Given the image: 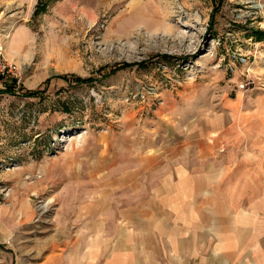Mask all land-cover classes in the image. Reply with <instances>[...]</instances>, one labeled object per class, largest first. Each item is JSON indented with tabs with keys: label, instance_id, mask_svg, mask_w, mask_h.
Returning a JSON list of instances; mask_svg holds the SVG:
<instances>
[{
	"label": "rangeland",
	"instance_id": "374dc122",
	"mask_svg": "<svg viewBox=\"0 0 264 264\" xmlns=\"http://www.w3.org/2000/svg\"><path fill=\"white\" fill-rule=\"evenodd\" d=\"M18 1L0 0V264L63 230L99 152L133 163L213 116L227 185L264 209V0Z\"/></svg>",
	"mask_w": 264,
	"mask_h": 264
},
{
	"label": "crops",
	"instance_id": "0c3cea01",
	"mask_svg": "<svg viewBox=\"0 0 264 264\" xmlns=\"http://www.w3.org/2000/svg\"><path fill=\"white\" fill-rule=\"evenodd\" d=\"M215 117L170 130L133 163L99 152L87 162L99 184L13 264H264V209L227 185Z\"/></svg>",
	"mask_w": 264,
	"mask_h": 264
},
{
	"label": "trees",
	"instance_id": "16d2710c",
	"mask_svg": "<svg viewBox=\"0 0 264 264\" xmlns=\"http://www.w3.org/2000/svg\"><path fill=\"white\" fill-rule=\"evenodd\" d=\"M41 8H45V5L43 4V6ZM261 33V32H259ZM263 33V32H262ZM79 80L81 81H85V80H90V79H83L81 77H77ZM9 89H12V85H8ZM40 89H34V90H26L24 93H22V95H26V96H37L40 94Z\"/></svg>",
	"mask_w": 264,
	"mask_h": 264
}]
</instances>
